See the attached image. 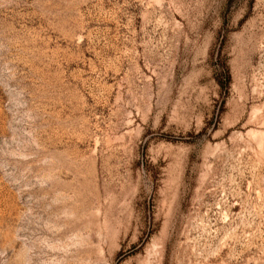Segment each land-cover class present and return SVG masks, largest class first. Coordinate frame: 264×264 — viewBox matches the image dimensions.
I'll return each mask as SVG.
<instances>
[{"label": "rangeland", "instance_id": "obj_1", "mask_svg": "<svg viewBox=\"0 0 264 264\" xmlns=\"http://www.w3.org/2000/svg\"><path fill=\"white\" fill-rule=\"evenodd\" d=\"M0 264H264V0H0Z\"/></svg>", "mask_w": 264, "mask_h": 264}]
</instances>
